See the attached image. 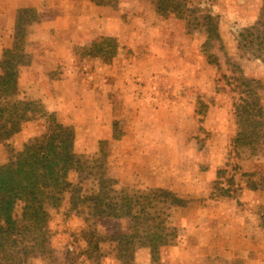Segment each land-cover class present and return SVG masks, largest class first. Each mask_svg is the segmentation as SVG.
<instances>
[{
  "label": "rangeland",
  "instance_id": "374dc122",
  "mask_svg": "<svg viewBox=\"0 0 264 264\" xmlns=\"http://www.w3.org/2000/svg\"><path fill=\"white\" fill-rule=\"evenodd\" d=\"M96 1L120 11L117 54L109 62L86 54L94 38L72 45L69 63L77 74L64 87L66 102L56 112L59 121L73 125L75 150L93 166L83 185L96 186L95 174L103 171L116 179L117 189L162 187L186 199V205L166 210L178 236L161 247V262L256 264L259 259L264 264V240L258 236L264 230V146L233 143L239 93L230 64H240L246 76L264 84V61L239 48L240 32L257 19L264 0H190L219 15L223 48L216 44L211 49L218 65L209 63L202 50L203 33L187 32L175 15H158L150 0ZM7 32L0 30V57ZM56 73L53 69L51 76ZM31 76L30 69L22 68L21 96L43 102L29 84ZM261 95L264 105V89ZM44 130L43 118L31 120L10 144L21 150ZM101 139L107 140L104 167L96 164ZM9 156L0 143V164ZM70 177L76 180L77 173ZM50 227L51 256L37 257L34 264H118L108 241L100 243L101 261L87 258L86 225L75 213L65 214L63 206L52 209ZM94 227L108 235L129 231L130 222L99 218ZM135 264L157 263L148 247H138Z\"/></svg>",
  "mask_w": 264,
  "mask_h": 264
},
{
  "label": "trees",
  "instance_id": "16d2710c",
  "mask_svg": "<svg viewBox=\"0 0 264 264\" xmlns=\"http://www.w3.org/2000/svg\"><path fill=\"white\" fill-rule=\"evenodd\" d=\"M150 2L158 15L182 19L187 32L203 33L201 47L208 62L219 64L218 57L211 52L216 44L223 48L218 14L192 5L190 0ZM37 20L34 8L18 10L12 46L4 48L0 57V143L10 153L8 160L0 164V264H34L37 257H50L52 209L62 206L65 214L75 213L86 225L82 234L87 258L101 261L104 254L100 243L108 241L114 244L118 264H135L138 247L149 248L151 261L167 264L160 261V249L173 244L178 231L168 222L166 210L184 206L187 200L162 187L138 192L117 189L116 179L103 171L95 174L96 186L85 187L83 181L93 166L75 150L73 125L59 121L56 113L47 111L41 101L21 96V71L32 60L25 38L28 26ZM118 47L116 37L102 35L86 48V54L109 62L116 56ZM239 48L264 61V5L257 19L240 32ZM230 64L237 73L232 79L239 93L235 103L238 130L233 143L237 147H262L264 84L259 78L246 76L240 64L232 61ZM36 118L44 119V132L27 140L21 150L14 151L10 139L25 123ZM106 143L107 140H100V155L96 159L99 167H104L107 161ZM72 172L77 173L76 180L71 179ZM99 218L128 219L130 230L101 235L94 227V221Z\"/></svg>",
  "mask_w": 264,
  "mask_h": 264
},
{
  "label": "crops",
  "instance_id": "0c3cea01",
  "mask_svg": "<svg viewBox=\"0 0 264 264\" xmlns=\"http://www.w3.org/2000/svg\"><path fill=\"white\" fill-rule=\"evenodd\" d=\"M22 8H34L38 14V20L28 26L25 38L26 49L32 55L30 64L25 66L32 72L29 84L40 93L46 110L56 113L66 102L64 87L77 74L69 63V59H74L71 46L84 45L88 39L102 35L117 37L120 29L115 30V26L120 25V11L107 1L0 0V30L10 31L4 33L3 48L12 46L16 15ZM53 69L57 71L54 77ZM259 234L264 240V230ZM255 260L256 264L260 261Z\"/></svg>",
  "mask_w": 264,
  "mask_h": 264
}]
</instances>
